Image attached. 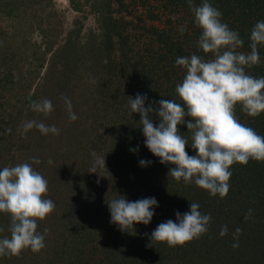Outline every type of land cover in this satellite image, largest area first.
Masks as SVG:
<instances>
[{
    "label": "trees",
    "instance_id": "obj_1",
    "mask_svg": "<svg viewBox=\"0 0 264 264\" xmlns=\"http://www.w3.org/2000/svg\"><path fill=\"white\" fill-rule=\"evenodd\" d=\"M69 2L76 11L92 13L94 27L83 33V25L77 21L55 48L47 35L44 41L29 43L31 59L23 83L28 89L32 70L42 65L50 50L46 81L50 82L59 73L60 83L66 71L69 70L65 75L71 72L70 68L76 70L85 63L84 68L90 72L95 69L97 74L110 76L100 86L101 96L108 103L99 108L94 116L96 124L88 127L86 137L82 138L84 132L78 125L68 136L42 135L39 130L31 133V128L29 137L23 136L19 141L24 147L18 158L0 162L1 169L27 162L48 181L45 198L51 199L56 207L43 221H38L37 230L45 235L43 249H51L55 258L44 264H264V162L249 160L244 166L232 165L227 195L210 196L194 184L186 186L183 181L167 176L175 165L161 164L150 153L144 146L139 114H129L128 97L134 98L138 93L148 97L145 106L161 98L180 102L175 87L182 82L186 70L175 64L178 57L197 54L205 60L211 58V53L205 54L197 46L200 30L193 23L188 0ZM209 2L222 12V22L243 39L238 51L250 53L251 29L264 20V0ZM201 3L202 0H193L194 5ZM33 6L52 9L53 1L0 0V15L16 19L19 11L25 12ZM184 26L187 30L181 34L179 29ZM12 42V36L0 37V52L4 53ZM258 51L260 63L246 69L257 78L264 77V47L258 46ZM45 89L49 91V87ZM29 91L21 95L28 114L36 99V92ZM41 115L31 114L27 122L39 123ZM235 115L242 124L264 136V113L249 117L237 105ZM189 119L185 117V123L178 128L189 137L185 150L195 155L190 146L191 133L186 127ZM153 122L159 123L155 119ZM3 143L17 156V139L12 144L0 137V157L5 151ZM134 148H138L135 153L130 151ZM93 151L97 156H105L106 169L98 168L96 173H90ZM33 158H38L40 163H33ZM141 159L152 163L141 167ZM119 195L129 201L154 197L158 202L148 225H134L135 234L121 232L110 223L107 204ZM191 202L199 203L200 211L211 216L206 234L172 248L150 242L151 232L160 223L175 221V213L188 212ZM9 225L10 217L0 213V229H3L0 238L10 237ZM225 225L228 232L221 237L219 233ZM237 228L241 230L238 235ZM234 243L238 247L234 248ZM53 247L61 248L64 255ZM37 256L38 252L26 249L18 256L0 257V264H33L31 259Z\"/></svg>",
    "mask_w": 264,
    "mask_h": 264
},
{
    "label": "clouds",
    "instance_id": "obj_2",
    "mask_svg": "<svg viewBox=\"0 0 264 264\" xmlns=\"http://www.w3.org/2000/svg\"><path fill=\"white\" fill-rule=\"evenodd\" d=\"M193 23L200 30L197 46L203 53H211L210 59L192 54L178 57L175 64L186 70L181 83L175 87L180 102L161 98L149 102L146 95L128 97L130 115L139 114V123L145 137L144 146L159 158L161 164L175 165L167 176L187 185L194 184L206 190L210 196L224 198L230 188V168L234 164L247 165L249 160L264 162V136L253 128L242 124L235 115L239 105L249 117L264 113V77H254L246 72L260 63L258 46L264 47V20L258 21L250 33L251 49L241 52L244 41L237 31L222 22V12L209 0L194 5L188 0ZM186 26L179 29L183 34ZM69 122L78 119L72 111L71 102L64 97ZM32 109L48 116L54 111L48 99L33 101ZM191 133V148L195 155L185 150L189 137L181 134L178 125L185 123ZM154 119L158 124H154ZM24 131L35 127L42 135H59L55 125L28 121ZM8 132L11 129L7 130ZM135 153L138 148L130 149ZM93 164L90 173L106 169L105 156L92 152ZM33 163L39 164L38 158ZM152 161L141 159L139 165L147 167ZM48 181L27 162L5 166L0 170V213L10 217V237L0 238V257L18 256L26 249L33 253L45 247V235L38 229V221L51 214L56 205L45 198ZM110 223L121 232L135 234L134 225H148L153 218L158 202L154 197L129 201L124 196L112 199L108 204ZM251 211V210H250ZM175 221L160 223L151 232L150 242L166 244L168 247L183 246L207 233L211 216L200 211V205L190 203L186 213H175ZM3 231V229H0ZM236 229V234L240 233ZM227 225L219 235H227ZM238 247V243L232 245Z\"/></svg>",
    "mask_w": 264,
    "mask_h": 264
},
{
    "label": "rangeland",
    "instance_id": "obj_3",
    "mask_svg": "<svg viewBox=\"0 0 264 264\" xmlns=\"http://www.w3.org/2000/svg\"><path fill=\"white\" fill-rule=\"evenodd\" d=\"M52 1L53 10L33 6L25 12H23V9L19 11L16 19H6L5 16L0 15V37L12 36L13 38V42L8 45L10 48L4 49L6 50L4 53L0 52V137L12 144L17 139L19 149L16 156V153L9 150L8 146L3 143L5 151L0 157V162L18 158L22 151L21 147H24L23 143L22 145L19 144V141L23 136L27 135L29 137L31 132V129L25 132L23 126L31 118V114L36 115L39 113L30 107L32 103L29 106L31 111L28 110L29 114L26 112L27 106L21 103V101H24V96L21 97V95L25 91L30 89V93L31 91L36 92V99L33 101L39 102L48 99L52 102L54 111L47 117L42 114L40 118L38 117V120L45 125H55L63 136L75 132L73 129H76V125H78L79 130L84 132L82 138L86 137L88 131H90L88 127L96 124L94 123L96 122L94 116L98 115L99 108H104L108 103L104 102L106 100L101 96L102 89L100 86L102 81L107 82L110 76L107 74L102 75L99 71L100 74H97L95 69H91L90 72L84 68V66L86 67L85 63L79 65L76 70L70 68L71 72L65 75L69 70L66 71L60 83H58L60 81L58 80L59 73L56 77L51 78L50 82L46 81L47 59L50 56V50L47 52L42 65H39L40 67H37L36 71L32 70L28 89L26 84L23 83L31 59L30 47L28 48L29 43L44 41L43 37L47 35V38L54 41L52 45L55 48L56 45L62 42L67 31L72 29L77 21L83 25V33L94 27L92 13L86 14L74 10L69 0ZM84 5L83 3L82 6ZM4 42L7 43L8 39H4ZM112 82L114 83V81ZM47 87H49V91L45 89ZM64 97L70 100L72 111L78 117L73 122H69ZM27 116L28 118H26ZM8 129H11V131L8 132ZM35 130L37 129L33 127L31 133ZM27 139L25 142H27ZM1 168L2 166L0 170H2ZM53 248L58 254L64 255L60 252L61 248ZM48 250H40L38 252L39 256L33 257L31 262L33 260V264H44L55 258V254L51 255V249ZM57 253L56 257L58 256ZM81 263H84V261H81Z\"/></svg>",
    "mask_w": 264,
    "mask_h": 264
}]
</instances>
